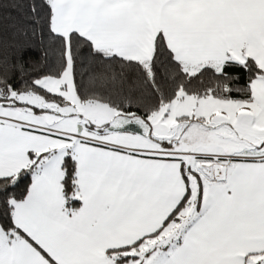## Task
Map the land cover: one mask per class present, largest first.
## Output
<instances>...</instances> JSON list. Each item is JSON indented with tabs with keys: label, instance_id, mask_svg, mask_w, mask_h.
Segmentation results:
<instances>
[{
	"label": "snow or ice",
	"instance_id": "6c2138e0",
	"mask_svg": "<svg viewBox=\"0 0 264 264\" xmlns=\"http://www.w3.org/2000/svg\"><path fill=\"white\" fill-rule=\"evenodd\" d=\"M0 264H264V0H0Z\"/></svg>",
	"mask_w": 264,
	"mask_h": 264
}]
</instances>
